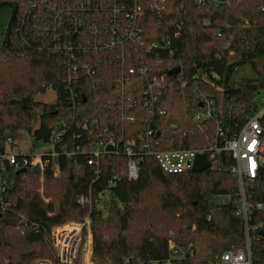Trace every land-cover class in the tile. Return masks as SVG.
<instances>
[{"label":"trees","instance_id":"obj_1","mask_svg":"<svg viewBox=\"0 0 264 264\" xmlns=\"http://www.w3.org/2000/svg\"><path fill=\"white\" fill-rule=\"evenodd\" d=\"M133 3L0 0V10L12 12L0 47V154L7 144L17 145L19 132L31 136L35 145L51 142L63 123L68 130L55 149L60 151L63 144L68 150L78 145L84 149L91 144L84 135L78 136L81 131L76 121L93 115H108L116 132L122 127L125 137L138 139L143 133L142 118L147 115L144 109H136V122H122L116 116L120 49L85 51L76 47L90 37L93 25L108 37L105 26L110 16L106 13L113 6L129 10ZM142 4L138 35L144 45H134L138 52L133 58L150 60L165 72L181 68L179 74H167L158 105L166 111L156 114L162 146L200 148L222 143L245 122L256 108V96L264 90V0H229L209 8L197 0H142ZM71 9L75 13L71 14ZM120 22L124 24L126 19ZM154 42L158 44L148 50ZM68 61L80 69L84 62L95 64L101 77L97 89L88 90L84 79L77 81L75 105L64 81ZM246 65L253 75L235 77V71ZM49 87L54 100L36 98ZM132 91L138 92L139 86ZM202 92L214 100L215 112L200 123L194 121V115L204 108L199 97ZM125 109L130 111L127 106ZM218 125L224 129L221 137ZM88 157L80 152L60 153L59 173L55 174L51 164L44 172L51 213L39 198V166H29L21 173L13 165L5 166L3 174L10 184L4 195L11 206L0 216V264H35L38 259L50 258L54 264H62L55 259L51 230L68 221L83 222L88 216L98 264H123L126 260L127 264H214L225 249L245 244L239 185L228 171L233 162L228 151L222 152L221 165L178 174L164 172L153 157H146L136 179L122 175L114 186L108 183L111 175L121 174L129 158L103 154L97 167L88 164ZM104 190L109 197L100 208L98 194ZM89 191L93 206H82L77 196ZM247 193L250 202L264 203V179L248 183ZM220 195H228L230 201L219 202ZM261 219L264 211L254 209L250 223ZM85 236L86 231L83 239ZM170 240L178 249L176 253L169 247ZM251 246L253 264H264V236L254 238Z\"/></svg>","mask_w":264,"mask_h":264},{"label":"built area","instance_id":"obj_2","mask_svg":"<svg viewBox=\"0 0 264 264\" xmlns=\"http://www.w3.org/2000/svg\"><path fill=\"white\" fill-rule=\"evenodd\" d=\"M227 1L229 0H197L200 6L207 8ZM133 2V6L129 10H125L122 6H113L110 13H106L110 16L109 23L105 26V33L108 37H104L102 30L97 25H93L90 27V37L78 42L76 47L78 50L86 49L89 51L120 49L119 62L121 67L118 78L119 96L117 97L116 116L122 122L126 120L136 122L138 119L137 108L141 106L147 114L141 121L143 133L139 134L138 139H129L122 132V127L116 132L109 125L108 115H105L104 118L93 115L84 121H76V126L81 131L77 133L78 136L84 135L85 140L91 144L84 149H80L78 145L74 149L68 150L67 144H63L60 151L55 149V144L63 141L68 130L67 123H63L61 129L52 136L51 142H48L52 144L51 149L42 153L16 154L12 150L13 146L7 144L6 150L0 154L2 170L0 172V216L11 206L4 195L7 186L10 184L9 179L3 174L7 164L13 165L17 171L23 168L27 169L29 166H39L41 170L39 198L48 206V212L51 213V196L47 194L44 186V172L51 164L55 174L59 173L58 158L60 153L65 155H74L78 152L88 154V164L97 167L103 154L127 156L129 159L126 168L122 170L121 174L113 173L109 179V185L114 186L121 180L122 175H127L129 179H136L141 163L146 157H153L164 172L178 174L192 170L198 154H206L211 166L221 165V154L223 151H228L233 159L228 171L237 179L239 185V207L244 218L245 244L242 247L225 249L216 257L214 264H253L251 243L254 238L264 236L262 234L264 220L261 219L255 224H251V214L254 209L264 211V203L249 201L250 195L247 193V184L257 178L264 179V97L258 98L256 96V108L248 114L239 129L222 143L216 141L200 148L162 146L160 133L158 134V130H156L158 124L156 114L160 115L166 112L164 108L158 105L167 85L169 71L165 72L163 68L158 67L160 62L156 64L158 67L156 69L150 60L140 59L136 61L133 58V54L138 52V47L134 48V45L138 44L141 47L144 45V41L138 35L142 24L140 17H143L142 0H133ZM33 7L34 4L30 8ZM98 8L102 10L101 7ZM157 8L160 9V7ZM70 12L71 14L75 13V10L71 9ZM125 19L126 22L122 24L120 21ZM75 21L77 24L76 17ZM157 44V42L150 44L148 50L151 49V45ZM83 64V68L80 69L78 64H73L70 61L66 63L67 74L64 81L69 92V99L74 105L78 98V92L75 90L77 81L80 83V79H84V85L88 90L97 89L98 85H101V77L94 68L95 64L89 62ZM212 74L214 77H219L214 71ZM196 77L199 75L197 74ZM138 86V92L132 91ZM48 90L52 91L50 87ZM199 97L204 108L196 112L194 121L201 123L214 117L215 106L214 100L205 93H200ZM126 106L130 109L129 112H126ZM217 135L220 137L224 135V129L221 125H218ZM109 147L111 148L109 149ZM98 195L99 207L103 208V201L109 197V193L104 190ZM77 201L82 206L92 207L94 202L92 192L79 194ZM92 226V219L88 216L83 222H72L54 227L51 230L50 241L55 252V259L62 264H98L93 255ZM84 231H86L85 239H83ZM169 247L175 253L178 251L172 240L169 241ZM54 262L55 260L38 259L35 264H54ZM127 262L128 260L123 264H127Z\"/></svg>","mask_w":264,"mask_h":264},{"label":"rangeland","instance_id":"obj_3","mask_svg":"<svg viewBox=\"0 0 264 264\" xmlns=\"http://www.w3.org/2000/svg\"><path fill=\"white\" fill-rule=\"evenodd\" d=\"M11 14H12L11 9L4 8L0 10V47L4 39L3 30L9 25ZM252 75L253 73L250 71L249 66L247 65L239 67L234 73L235 77H250ZM54 96H55V93L49 90L45 94L37 95L36 98L41 101H50V100H54ZM257 97L258 98L264 97V90H261L260 93L257 95ZM15 141L17 142V145L13 146L12 150L16 154L29 153V152L33 154H39L46 150L51 149L52 147L51 143H44L42 145L33 144L31 136L25 134L24 132L17 133L15 137ZM218 200L219 202L227 203L230 201V197L228 195H220L218 196ZM72 222H77V221H68L65 224L72 223Z\"/></svg>","mask_w":264,"mask_h":264},{"label":"water","instance_id":"obj_4","mask_svg":"<svg viewBox=\"0 0 264 264\" xmlns=\"http://www.w3.org/2000/svg\"><path fill=\"white\" fill-rule=\"evenodd\" d=\"M181 71V68L178 66V67H175V68H172L171 70H169V73L170 74H178L179 72ZM160 132H158L159 134ZM111 147H109L110 149ZM210 161L207 159V156L206 154L202 153V154H198L197 155V158L195 160V164L192 168L193 171H201V170H204V169H207L208 167H210ZM26 170V168H23V169H20L18 172H24ZM262 234L264 235V231H262Z\"/></svg>","mask_w":264,"mask_h":264}]
</instances>
